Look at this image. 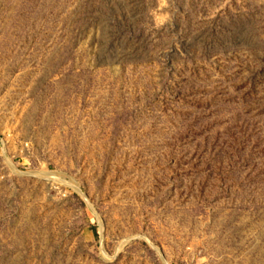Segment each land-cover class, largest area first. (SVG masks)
Here are the masks:
<instances>
[{
    "label": "rangeland",
    "instance_id": "obj_1",
    "mask_svg": "<svg viewBox=\"0 0 264 264\" xmlns=\"http://www.w3.org/2000/svg\"><path fill=\"white\" fill-rule=\"evenodd\" d=\"M0 264H264V0H0Z\"/></svg>",
    "mask_w": 264,
    "mask_h": 264
}]
</instances>
